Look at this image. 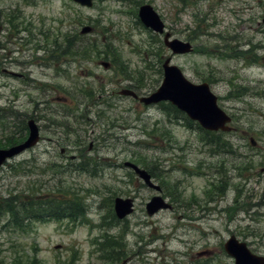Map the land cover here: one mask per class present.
<instances>
[{
	"label": "rangeland",
	"instance_id": "374dc122",
	"mask_svg": "<svg viewBox=\"0 0 264 264\" xmlns=\"http://www.w3.org/2000/svg\"><path fill=\"white\" fill-rule=\"evenodd\" d=\"M137 1L0 0V147L23 135L30 118L40 135L0 167V210L7 197L72 192L90 219H33L22 231L4 226L0 212V264H117L100 251L106 237L116 248L105 251L128 264H233L223 248L232 234L264 256V0ZM141 3L193 45L171 62L189 81L207 82L231 116L230 132H213L225 151L214 152L194 124L168 118L157 104L118 94L124 87L150 93L162 79V35L139 21ZM84 25L92 31L80 33ZM57 34L74 39L58 60ZM89 46L108 55L79 52ZM169 55L165 49L162 60ZM102 61L116 62L105 68ZM125 161L150 169L172 207L147 215L158 191ZM116 196L134 200L122 220L113 218Z\"/></svg>",
	"mask_w": 264,
	"mask_h": 264
},
{
	"label": "water",
	"instance_id": "95a60500",
	"mask_svg": "<svg viewBox=\"0 0 264 264\" xmlns=\"http://www.w3.org/2000/svg\"><path fill=\"white\" fill-rule=\"evenodd\" d=\"M73 1L87 7L93 3V0ZM137 15L140 22L146 28L163 34V43L170 49L172 54H186L192 51L193 47L189 41L173 37L165 29L164 21L149 3L139 5ZM90 31L91 27L86 25L82 27L80 32L88 33ZM101 64L104 67L109 65L105 61L101 62ZM162 70V81L157 89L150 94L138 96L134 90L129 88L120 90L119 94L137 98L146 105L160 101H169L186 113L190 119L197 121L204 129L212 131H227L230 129L227 125L230 117L217 105L216 95L211 92L206 82L196 84L189 81L181 69L171 63V56L165 58L163 61ZM27 127L28 135L23 142L8 148H0V166L8 159L15 157L38 142L39 129L32 118L28 119ZM124 165L130 167L148 187L158 192L161 190L160 186L152 181L150 174L145 169L129 161H125ZM261 171H264V167L261 168ZM169 208H171V204L159 193L152 196L145 205L146 213L149 216L159 210ZM113 209L115 216L118 219H122L132 213L133 199L117 196L114 198ZM223 246L225 252L233 258L234 264H264L263 255L253 253L245 241L238 240L233 234L228 237ZM120 264H125V261L123 260Z\"/></svg>",
	"mask_w": 264,
	"mask_h": 264
},
{
	"label": "trees",
	"instance_id": "16d2710c",
	"mask_svg": "<svg viewBox=\"0 0 264 264\" xmlns=\"http://www.w3.org/2000/svg\"><path fill=\"white\" fill-rule=\"evenodd\" d=\"M182 2L184 0H181ZM137 3H139V0L137 2H135V5H137ZM11 22V20H8ZM12 23V22H11ZM13 26L16 28L17 24H13ZM25 29V28H24ZM40 33L42 35L48 36L50 34L49 30L46 31H40ZM155 35V34H154ZM59 34H57L55 37L52 38L51 43L53 46V50L51 52V54L59 52V55H54V57L58 60L59 56H63L66 55V53H69L70 50L73 48V43H74V39H70L66 36V34L61 35V37ZM156 46L159 50L160 55L157 56V67L160 66L161 62H162V58L161 55L163 53V51L165 50V47L162 43V40H160V38H158ZM45 50V49H44ZM79 52L82 53H89L91 54L92 52H94V55L98 52V53H102L104 56L105 54H107L106 50L103 51H97V49L93 46H89V47H84L83 49L79 50ZM147 54V53H146ZM116 61H114L113 63L110 62V64H114ZM161 72V69H160ZM121 74H124L123 69L121 68L120 70ZM133 90L135 89L136 92H138L136 90L135 87H130ZM88 97L90 96V94H86ZM159 107H161V109L167 113L168 118L170 119H182L186 122L185 125H187V122L194 124L197 129H199L202 133H203V139L204 144H211L214 148L213 151L214 152H218V151H225L227 148L229 147L227 142L226 143H222L220 142V139L216 136H214L215 133L210 132V131H206L201 129L196 122H193L189 119H187V117L185 116L184 113H182L181 111H179L175 106H173L172 104L168 103V102H160L157 104ZM22 129L20 128V133L24 131L23 135L19 134L16 138L13 136H10L8 138H5V143H1V147L3 146H8L10 144H15V143H19L21 141L24 140L25 138V124H23V126H21ZM135 163L140 164L142 166H146V164H144L142 162V159L140 158H135ZM132 171V170H131ZM148 172L151 174L150 169L148 170ZM152 177V176H151ZM219 186L215 185V189L218 191L219 190ZM69 197L68 199L65 196V193L63 192H59L58 195L56 197H53L52 199H50L49 195L45 196L43 198V200H37V198H32L31 200H26L25 198L28 196H24V197H19L17 199L13 197H7L6 199L2 200L3 203L1 204V210L0 212L2 214H6L7 215V219L4 223V226H10L12 228H16L22 231H26L27 228L29 227L28 222L31 220H39V219H43L44 217H49L52 219H63V218H67V219H71L73 220H78L79 218H83L85 215V206L83 203L80 202L79 198L76 197L75 193L69 192ZM34 197V194L31 195ZM79 197V196H78ZM113 218H116L115 215L113 216ZM117 219V218H116ZM83 220H86L87 223H90V219L87 218V216L84 217ZM3 226V227H4ZM110 240V237H106L103 241L99 242V245H101L100 251L103 253H106V257L107 260L109 261H115L116 263L120 262L121 260L124 259V257L122 255H118L115 254L113 255L111 252H107L105 250H107L109 247H114L116 241L115 240ZM114 243V244H113ZM35 260H32L29 264H35L34 262ZM167 264H172V263H167Z\"/></svg>",
	"mask_w": 264,
	"mask_h": 264
},
{
	"label": "flooded vegetation",
	"instance_id": "af4514ba",
	"mask_svg": "<svg viewBox=\"0 0 264 264\" xmlns=\"http://www.w3.org/2000/svg\"><path fill=\"white\" fill-rule=\"evenodd\" d=\"M204 18V17H203ZM204 19H206V18H204ZM199 21H201V20H199ZM204 25V24H203ZM195 32V31H194ZM122 261V260H121ZM120 261V262H121ZM125 261H126V264H128L129 263V261H128V259L127 258H125ZM120 262H118V263H120Z\"/></svg>",
	"mask_w": 264,
	"mask_h": 264
}]
</instances>
